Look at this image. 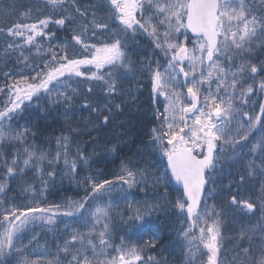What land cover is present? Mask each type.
I'll use <instances>...</instances> for the list:
<instances>
[{"label": "snow or ice", "instance_id": "1", "mask_svg": "<svg viewBox=\"0 0 264 264\" xmlns=\"http://www.w3.org/2000/svg\"><path fill=\"white\" fill-rule=\"evenodd\" d=\"M43 3L50 9L47 14L33 19V8L25 6L16 20L0 26V37L5 38L2 60L5 67L13 59L16 65L7 71L0 69L5 80L0 85V168L4 173L0 176V264H161L162 254L157 260L147 253L157 244L163 248L160 234L170 225L160 216L167 214L169 206L181 225H186L179 235L187 264L205 256L203 264H221L226 209L207 201H215L225 191L233 218L239 214L247 221L235 238L238 243L230 264H264V184L255 199L240 195L245 175L226 189L222 184L216 186L217 174L229 161L243 162L249 156H258L260 163L248 160L246 175L264 180V102L258 104L257 112L253 99L257 92L264 96V59L258 55L264 52V0L259 5L256 0ZM53 27L70 32V39L58 40ZM140 36L152 45V53L136 61L131 53ZM33 50L42 58V67L31 58ZM25 69L30 70L28 75ZM137 76L149 80L153 104L163 97L162 111L153 109L154 126L148 135L153 150L166 162L164 170L157 172L154 165L133 167L130 160H122L114 179L80 177L85 166H90L91 156L72 140L73 132L91 138L92 131L110 125L127 106L125 97L133 102L137 99L125 84ZM81 82L87 84L83 90ZM81 94L86 99L80 107L88 111L89 118L83 131L69 122L68 134L61 132L55 138V152L36 146V132L27 124H16L31 105L43 107L41 101L63 106L67 117ZM105 152L114 155L118 147H107ZM45 163L48 168L42 166ZM57 166L70 180L79 177L77 185L84 195L44 204L37 196L51 186L49 181L55 182ZM28 169L34 170L44 187L37 191L34 184H27L22 190L32 196V202L9 206L8 181L23 177ZM173 181L180 186L174 200L168 199L165 187L155 203L127 201L128 190L143 185L144 191L149 184L155 188ZM208 184L214 186L206 188ZM123 185H127L126 190L121 187L126 210L117 212L119 222L128 234L147 236L142 244L114 235V206L105 198ZM61 218H72V222L57 237L60 242L52 258L44 251L35 260L25 255L34 241L39 247L34 229L62 223ZM30 229L33 234L24 244Z\"/></svg>", "mask_w": 264, "mask_h": 264}, {"label": "trees", "instance_id": "2", "mask_svg": "<svg viewBox=\"0 0 264 264\" xmlns=\"http://www.w3.org/2000/svg\"><path fill=\"white\" fill-rule=\"evenodd\" d=\"M17 1V0H16ZM25 0H18V3L16 4V7L18 10H23L25 6H31L33 8V17L35 18L38 15L47 14L50 9H45L43 0H29L25 3H23ZM9 2V1H8ZM4 2V3H8ZM97 0H80V3L82 6H86L88 4L96 3ZM4 3H0L1 6L9 7L11 5L8 3L7 5H4ZM256 4L259 5V0H256ZM39 8L40 12H36L35 9ZM6 9V8H5ZM4 8H0V10H5ZM13 9V8H12ZM9 10L6 11L7 14L3 17L0 16V24L1 26L5 25V20H9V22H12L13 20H16L17 13L16 10ZM2 12L0 11V14ZM70 32H57V38L58 40L63 39H70ZM3 37H0V49L3 47L4 42ZM138 40V47H136L135 52H132V59L139 61L141 58H143L145 55L152 53V45L148 42L146 38L143 36H140L137 38ZM47 46V45H46ZM132 45H130V48ZM145 49L147 51H145ZM258 55L260 58L264 59V52H258ZM3 57V51H0V69H3L4 71H7L8 69H14L16 67L14 59L10 62H8L7 67H5V64L2 60ZM161 60V63L163 62L162 57L157 56ZM34 61H38V59L32 58ZM30 70H26V72ZM260 77H257V83L259 82ZM5 80L3 77V73L0 72V85L4 84ZM125 84L131 88L132 94L137 98L135 102L132 101L131 97H125L127 100V106L123 108V111L115 116L113 118V121L110 125L102 128L99 132L92 131V137L90 138L87 134L84 135H76L75 132L72 134V140L75 143H78L80 147L85 151L86 154L91 156V159L89 161L90 166H85L84 170L80 172V177L85 175H92L96 176L97 178H107V179H114L115 176L119 172L121 161H131V166L139 165L141 167L145 165H154V170L157 172L164 170V164L166 163L164 160L161 159L160 154L158 151L153 150V146L151 144V141L149 140V131L151 127L154 126V120H153V109L156 108V105L160 110H162L163 106L161 107L160 104H153L150 99V82L145 76H137L135 81H125ZM76 87V85H73ZM87 87V84L84 82H81L79 85V88L81 90L85 89ZM1 99V98H0ZM86 97L81 94L77 97L76 103L73 105V108L68 111L67 117L65 116L66 109L63 106H54L51 104H45V107L43 109V112H39V107H37V111L35 112V109H31L29 113H26L25 115L19 117L16 121V124L18 125H24L27 124L30 128H32L36 132V136L34 138V143L36 146L40 147L43 150H50L52 152L56 151V143L55 138L57 135H59L61 132H64L65 135L68 134V124L69 122L72 124L73 128L77 131H83V125L85 124L86 120L89 118V113L86 109H81L80 105L84 103ZM254 100L257 101V107L256 111L258 112V104L260 102H264V96H261L259 92L253 97ZM43 101H41L42 104ZM118 102V101H117ZM34 110V112H33ZM27 115H30L27 116ZM89 130H91V126L89 127ZM255 137H259V133L253 134ZM93 140L96 141V143H93ZM252 141V137H250V142ZM113 145H116L118 147V152L114 155H109L105 152V148L111 147ZM7 147V146H6ZM75 150V147H73ZM8 151H12V149H7ZM245 153L248 152V148L246 147L244 149ZM10 159V157H9ZM255 159L257 165L260 163V158L258 156H249L247 157L246 161L243 162H237L232 163L229 161L224 169L223 172L220 174H217L216 176V186L222 184L225 189L227 188V185L232 181H238L240 175H245V182L240 188V195L247 198L251 196L253 199H255L256 195L259 192L261 184H264V180L261 179V177L254 176L252 178H249L246 175V164L248 160ZM63 164V161H61V165ZM44 168H48L47 163L42 165ZM60 166H57V176L55 179V182L49 181L50 187L47 188L46 191L42 192L41 196H37L38 200H42V202H53V200H58L63 197H74L75 195H80V193L84 194V190L82 187H79L77 185V180H79V177H77V180H70L68 177L63 176L62 172L58 171V168ZM3 169L0 168V176H2ZM45 179L47 177L45 176ZM9 184V191L7 192L8 195V201L16 199L17 188L23 189L24 186L27 184H34L37 191H40L44 186L39 182V179L34 172V170L28 169L26 170V173L23 177H20L19 175L13 179L8 181ZM213 184H208V188L213 187ZM165 187L168 188V199L174 200L176 198L177 192L174 184L171 185H164L161 184L155 188H153L150 184L148 188L145 191L146 194H144V198L142 201L145 200V196H155L156 194L159 198L162 197L164 193ZM23 191V190H22ZM233 192H236L237 189L234 187L232 189ZM151 192H153L151 194ZM128 193L130 195H133L136 198L137 201L140 199L139 192H135V190L131 189L128 190ZM144 193V192H143ZM142 193V194H143ZM26 194V193H24ZM141 194V198L143 197ZM27 197L30 200H16L15 202L20 205L27 204L26 202H32V196L30 194H26ZM227 193L220 192L219 195L216 196L215 201H213L212 198H209L207 203L211 200V204L215 202L218 206H223L226 209V215H225V226L223 229L224 234L233 235L228 236L224 241V247L228 248L225 253H229L233 256V247L235 243H238V241L235 239L237 234L239 233L240 226L242 223H246V218H242L241 215L236 214L235 218H233V214L231 213V210L227 208V199H226ZM134 202V201H133ZM209 203V205H211ZM174 213L176 215V218L178 221H180V218H178L175 210ZM257 216H259V213H257ZM255 221V218H253ZM238 225V226H237ZM229 228V233L225 231V229ZM226 232V233H225ZM164 233V230H162L161 234ZM168 233V232H167ZM168 236V234L166 235ZM231 238V242H229V239ZM178 242V241H177ZM182 240L179 241V244L181 245ZM161 254L163 251L160 249L158 250ZM177 253V259L172 260H178L181 261L182 264H187V260L182 259L181 257H184V254L182 253V250L178 249ZM163 255H166V253H163ZM164 258V257H163ZM164 263L169 264L170 259L164 258ZM232 259V258H230ZM230 259L228 260H222L226 264L230 263ZM206 259H201L198 261V259L195 261V264H201V261L204 262ZM168 261V263H167ZM161 263V264H164Z\"/></svg>", "mask_w": 264, "mask_h": 264}, {"label": "rangeland", "instance_id": "3", "mask_svg": "<svg viewBox=\"0 0 264 264\" xmlns=\"http://www.w3.org/2000/svg\"><path fill=\"white\" fill-rule=\"evenodd\" d=\"M10 1H11V5H9V7L1 6V4H0V8H4V9L6 8L5 10H0L2 12L0 14L1 17L5 16L7 14L6 11L11 10L12 8H13L12 10H16L17 17H19V13H20L21 10H18L17 7H16V4L18 3L17 2L18 0L17 1L16 0H0V3H4V2L10 3ZM27 1H29V0H25L23 3L27 2ZM7 4L4 3V5H7ZM18 5H19V3H18ZM33 19H35V18L33 17ZM10 23L11 22H9V20H5V25L4 26H8ZM0 26H1V24H0ZM53 30L57 31L58 33L59 32L60 33L64 32L63 30H57L55 27H53ZM46 45H47V42L45 41V47H47ZM31 58L38 59V61L36 60L34 62H35L36 65H39L40 67H42V58L36 55L35 50L32 51ZM162 60H163V58H162ZM26 70L27 69L24 70V74L28 75L30 72L29 71L26 72ZM150 87H151V85H150ZM0 98L3 99L2 96H0ZM159 101L160 102H158V104L161 103V107H162L163 106V104H162L163 97H160ZM42 105H43V107H39V112H43V109L45 107L44 102H42ZM33 108L35 109V112H36L37 111V106L36 105H31L26 110V113H29L30 110L33 109ZM156 108H158L157 105H156ZM33 112H34V110H33ZM26 113H24L23 115H25ZM27 116L30 117V115H27ZM72 151L74 152L75 150L72 148ZM58 171L62 172V167H59ZM172 183L174 184L175 182L173 181ZM174 186L176 188H180L178 185L174 184ZM121 187L123 189H125V190L127 189V185L118 186V188L112 193L111 197H106L105 198V201L111 200V202L113 203V206H114V210H113L114 219L112 221L113 226L115 228L114 235L116 237L125 236L126 239H128L130 242H133V243H137L138 242V243L142 244L143 240H146L148 238L147 236H144L143 238H140V237H138L137 235H134V234L130 235V234L127 233L126 228L124 226H122L120 224V222H119V216L117 215V212H121V211H125L126 210V201L121 198L122 195H123V192L121 191ZM143 187L144 186L141 185L140 187L133 188V190H135V192H139V194H140V199L138 200L139 202H142V200L144 198V194H146L145 191L147 189H150V188L147 187L144 191H141V188H143ZM206 188H208V185H206ZM17 189H18L17 190L18 194H16L15 201L16 200H20V201L21 200H30L27 197V195L24 194V192L21 190V188L18 187ZM152 193L153 192H151V194ZM141 194L143 196L142 198H141ZM83 195L84 194L80 193V195H75L74 197H69V198L79 199ZM154 195L155 196H147L146 195L145 196V200L150 202V203H155V202L161 200V197L159 198L156 194H154ZM130 197H134V196L130 195L128 193V196H127V201L128 202H133V201L134 202H138L136 198H132L131 199ZM7 198H9L8 195H7ZM66 198H68V197H63L61 199H58L57 201L53 200V202H51V201H49L47 203L44 202V204L60 203L63 200H65ZM169 200H171V199H169ZM15 201L13 199L11 201H9V206L12 203L17 204ZM105 201H100V203H104ZM26 203L28 204V203H31V202H26ZM209 203L211 204V200L208 202V204ZM17 205H20V202ZM61 219H62L63 222L61 223V222L58 221L56 225H44L43 227H36L34 229V231H35V233L37 235V241H38L39 247H35L37 242L34 241L33 245H30L29 248L26 250L25 255H28L31 259L35 260L40 255V252L44 251L45 252V256H47L48 259H51L52 255H54L56 253V245H57V243L60 242V241L57 240V237L63 231L65 224H70L72 222V218H61ZM152 219L154 221L157 220L155 215L153 216ZM160 219L163 220L165 225H170V227H166V228L163 229L164 233L161 235V239H162V242H163V248H161L160 244H157L156 249L154 251L150 250L147 254L155 256L157 260H161L160 253L158 251L160 249V251L162 250L163 253H166V255H163V253H162V256L164 258L170 259V263L169 264H182L181 261L174 260L172 262V260L174 259V257H175V259H177V253L176 252H178V249L182 250L183 247H184L183 237L179 235V232H180L181 227H186V225H181L180 221H178V219L176 218L174 210L170 206L168 208L167 214L165 215V214L162 213L161 216H160ZM49 228H54V231H49L48 230ZM225 231L227 233H229V228L225 229ZM32 234H33V230L30 229V230L27 231V233L25 234L24 239H23V243L24 244H28V240L31 238ZM167 234H168V236H166ZM224 235L227 238L228 236L233 235V233L231 235H228V234H224ZM180 240H182L181 245L179 244ZM226 250H228V248H226V246H225L222 249L221 264H226L224 261L222 262V260H228V259L232 258L231 254L229 255V253H225ZM164 258H163V260H161V263H164V260H165ZM181 258L184 259V260H187V257L185 255H184V257H181ZM201 259H206V256L198 258V261L201 260ZM230 261H231V259H230ZM167 263H168V261H167ZM164 264H166V263H164ZM201 264H203L202 261H201Z\"/></svg>", "mask_w": 264, "mask_h": 264}, {"label": "water", "instance_id": "4", "mask_svg": "<svg viewBox=\"0 0 264 264\" xmlns=\"http://www.w3.org/2000/svg\"><path fill=\"white\" fill-rule=\"evenodd\" d=\"M180 187V186H179Z\"/></svg>", "mask_w": 264, "mask_h": 264}]
</instances>
